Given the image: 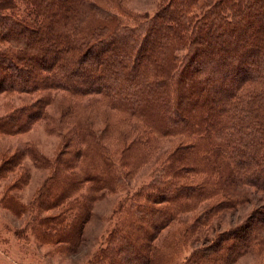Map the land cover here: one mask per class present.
Instances as JSON below:
<instances>
[{
    "label": "trees",
    "instance_id": "obj_1",
    "mask_svg": "<svg viewBox=\"0 0 264 264\" xmlns=\"http://www.w3.org/2000/svg\"><path fill=\"white\" fill-rule=\"evenodd\" d=\"M155 5L151 17L123 9L127 25L91 0H0V92L39 94L0 117V134L44 121L61 139L54 164L25 145L0 176L25 155L48 172L30 201L33 235L56 248L77 247L90 205L118 196L86 264H236L264 244V200L233 227L220 221L249 197L264 199V0ZM85 98L96 99L77 103ZM150 136L168 143L159 158ZM219 159L249 195L224 191ZM13 200L5 194L11 209L29 207Z\"/></svg>",
    "mask_w": 264,
    "mask_h": 264
},
{
    "label": "rangeland",
    "instance_id": "obj_2",
    "mask_svg": "<svg viewBox=\"0 0 264 264\" xmlns=\"http://www.w3.org/2000/svg\"><path fill=\"white\" fill-rule=\"evenodd\" d=\"M91 1H95L112 10L122 22L128 25L130 20L127 15L121 13L126 12L123 9H128L134 16L147 15L151 17L156 10L155 4L157 0H123L119 6H117L118 2L115 3L112 0ZM259 22L261 23V20ZM249 40L251 41L252 39L249 38ZM236 43L239 44L238 42ZM7 67L8 65L6 66L2 62L1 68L11 72L12 77L15 76L13 77L15 79L17 74L14 75L12 70H9ZM250 74L248 71L247 75L249 76ZM248 86L256 87L252 84ZM38 96L39 94L35 93L33 95H12L8 97L5 93L0 92V117L20 109L22 105L35 100ZM54 98H57V94H55ZM95 99L85 98L77 103L84 107V104H88L90 103L89 101ZM46 111L56 116V110L53 107H47ZM87 113L91 118L96 116L91 110ZM55 128V126L40 121L34 123L30 130L23 134L12 136L0 134V165L5 162V157L11 154L17 147L23 148L24 152L25 145L33 146L37 152L54 164L59 156L61 139L56 134H50L48 129L52 130ZM148 142L150 147L155 149V151L156 149L159 150V155L155 158H159L160 154L168 147L166 140L156 139L153 136L148 138ZM20 162L21 165L17 169L14 167L12 172H8L3 177L0 176V264H86L87 258L101 245L112 226V217L117 207L118 196H108L90 205L91 214L88 221L82 226L81 235L79 236L80 242L74 249L62 245L60 246L61 248H56L53 245H41L37 243L33 235V225H35V222L31 213L35 214L36 211L35 205L30 201L33 200L36 191L40 188L48 172L37 169L26 155ZM217 164L220 170L219 181L225 192H232V194L237 196L249 195L246 189L239 190L233 187L231 171L227 168L224 160L219 159ZM147 170L144 168L140 173L136 174L130 181L131 186L137 185L138 180L145 175ZM23 176L27 180L19 182ZM6 193L15 195L17 200L13 201L17 205L27 206L29 204V207L26 208L25 212L23 211L24 213L18 212L14 208L11 209L12 206L5 203ZM263 200L249 197L247 203L241 205V208L239 207L240 209L237 212L222 213L220 221L223 227H233L242 222L257 206L262 205ZM40 215L41 217H50L49 219H51L53 211L40 213ZM262 249L264 250V244H256L253 250L248 255L241 257L236 264H257L261 262L264 259V254H260ZM72 250H74L73 253L71 252Z\"/></svg>",
    "mask_w": 264,
    "mask_h": 264
}]
</instances>
